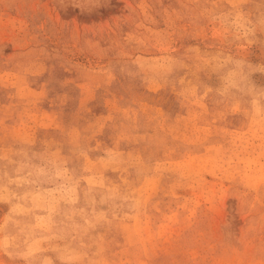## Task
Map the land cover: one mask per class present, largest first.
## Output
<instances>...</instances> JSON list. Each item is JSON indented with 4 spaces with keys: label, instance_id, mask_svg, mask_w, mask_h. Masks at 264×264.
Instances as JSON below:
<instances>
[{
    "label": "rangeland",
    "instance_id": "rangeland-1",
    "mask_svg": "<svg viewBox=\"0 0 264 264\" xmlns=\"http://www.w3.org/2000/svg\"><path fill=\"white\" fill-rule=\"evenodd\" d=\"M0 264H264V0H0Z\"/></svg>",
    "mask_w": 264,
    "mask_h": 264
}]
</instances>
